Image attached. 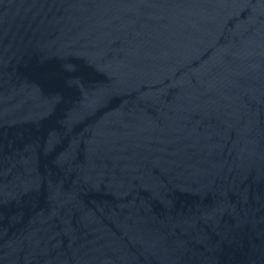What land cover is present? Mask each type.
<instances>
[{"label": "water", "instance_id": "obj_1", "mask_svg": "<svg viewBox=\"0 0 264 264\" xmlns=\"http://www.w3.org/2000/svg\"><path fill=\"white\" fill-rule=\"evenodd\" d=\"M0 264H264V0H0Z\"/></svg>", "mask_w": 264, "mask_h": 264}]
</instances>
